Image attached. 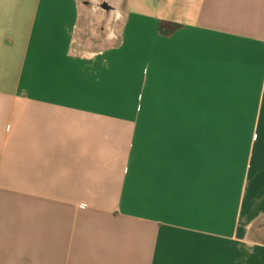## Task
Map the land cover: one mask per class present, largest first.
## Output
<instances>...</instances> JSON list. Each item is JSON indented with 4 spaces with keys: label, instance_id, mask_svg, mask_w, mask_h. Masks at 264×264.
<instances>
[{
    "label": "crops",
    "instance_id": "crops-1",
    "mask_svg": "<svg viewBox=\"0 0 264 264\" xmlns=\"http://www.w3.org/2000/svg\"><path fill=\"white\" fill-rule=\"evenodd\" d=\"M88 2L0 0V264H264V0Z\"/></svg>",
    "mask_w": 264,
    "mask_h": 264
},
{
    "label": "rangeland",
    "instance_id": "rangeland-1",
    "mask_svg": "<svg viewBox=\"0 0 264 264\" xmlns=\"http://www.w3.org/2000/svg\"><path fill=\"white\" fill-rule=\"evenodd\" d=\"M133 1H136V0H129V4L127 7V11H129V12H133V11L137 10L133 6V5H136V3L135 4L133 3ZM88 4L90 6H95L96 9L101 10V15L103 16L102 22H104L105 19L109 20L112 17L113 18L116 17V15L119 13V11L121 10V8L124 4V0H89ZM89 27H91L92 29L88 28L86 30V33H89L90 35L94 36V38H97V39H107L108 38V35L104 34L106 32L102 31L104 29V23H103V25L100 26L99 29H96L95 26L91 23L89 24ZM119 31L120 30L118 29V32ZM259 230L260 229L254 230V236H256L259 239H263V241H264V233H262Z\"/></svg>",
    "mask_w": 264,
    "mask_h": 264
},
{
    "label": "water",
    "instance_id": "water-1",
    "mask_svg": "<svg viewBox=\"0 0 264 264\" xmlns=\"http://www.w3.org/2000/svg\"><path fill=\"white\" fill-rule=\"evenodd\" d=\"M112 17V16H111ZM113 18V17H112ZM112 18L111 19H105L104 20V29L102 30V31H104V32H108V30H109V27H110V24H111V22H112Z\"/></svg>",
    "mask_w": 264,
    "mask_h": 264
}]
</instances>
